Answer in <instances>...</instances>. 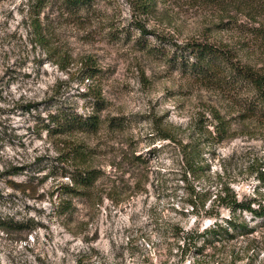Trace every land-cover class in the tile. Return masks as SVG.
Instances as JSON below:
<instances>
[{
	"label": "rangeland",
	"instance_id": "374dc122",
	"mask_svg": "<svg viewBox=\"0 0 264 264\" xmlns=\"http://www.w3.org/2000/svg\"><path fill=\"white\" fill-rule=\"evenodd\" d=\"M234 3L0 0V264H264V226L246 213L239 233L181 238L213 222L189 213L191 186L215 194L221 176L239 199L253 196L264 166V127L239 104L250 90L202 79L179 58L207 43L264 69V11ZM61 109L97 116L98 130L52 133ZM190 141L204 167L195 180L180 145ZM83 169L97 180L65 193Z\"/></svg>",
	"mask_w": 264,
	"mask_h": 264
},
{
	"label": "trees",
	"instance_id": "16d2710c",
	"mask_svg": "<svg viewBox=\"0 0 264 264\" xmlns=\"http://www.w3.org/2000/svg\"><path fill=\"white\" fill-rule=\"evenodd\" d=\"M88 1L89 0H65V3L68 6L78 7L88 4ZM209 1L223 7L228 0H208V2ZM231 1L236 2L234 3L235 5H240L250 10L258 9L259 11H264V2H260V6H255L252 2H244L246 0H230V2ZM259 11H256V13ZM181 53V56H179L180 59H182L184 53L193 58L194 61L190 64V67L193 72L202 79L216 81L217 83L231 88L233 86H246L250 90L252 96H246L244 99L239 100L241 112H243L245 118H252L264 127V69L254 70L249 66H241L234 63L233 55L229 50L221 49L207 43L193 42L187 44ZM175 56L177 55L174 54L172 58L174 62L177 61ZM98 102V100H94V104ZM101 109L102 108H97V110ZM214 119L217 122L214 127V132L219 141H221L225 138L227 133V122L219 114H216ZM114 120L115 119H112L110 121L112 127L122 125L119 123L114 124ZM50 123L54 125V128L51 130L54 134H63L70 131L93 133L98 130L100 120L95 115L82 117L71 111L61 109L50 116ZM46 127L49 128L50 126L47 125ZM161 138L172 142L175 141V138L169 134H165L161 136ZM180 145L183 151L184 165L187 170L185 176L188 174L192 180H195L198 178L199 173L204 171L203 165L194 161V156L196 158L198 156L196 141H190L187 144L180 143ZM132 162V164L136 165L138 163V157L134 156ZM254 165L253 162L250 164L251 167ZM256 165L258 168L255 169L257 172L255 179L258 185L253 190V196L239 199L238 195L230 188L229 183L223 180L221 176L217 177L219 183L215 194L209 191L199 192L191 186L187 192L188 198L186 200L190 208L189 213L197 219H212L213 222L205 227L202 232H199V230H190L183 233L181 238L185 243L186 240L191 239L193 236L210 239L229 236L227 234V228L239 233L240 230L244 228L236 222L237 213H246L252 220L258 221L264 226V166L262 163ZM69 177L75 188L66 186L65 193L73 195L78 193L77 188H90L97 180L98 175L96 170L83 169L71 171ZM184 181L187 182L186 179ZM209 198L213 199L210 202L211 206L208 208L206 202ZM222 211L229 213L227 219L221 218ZM217 220H221V222L226 225V228H223L219 223L217 224Z\"/></svg>",
	"mask_w": 264,
	"mask_h": 264
}]
</instances>
